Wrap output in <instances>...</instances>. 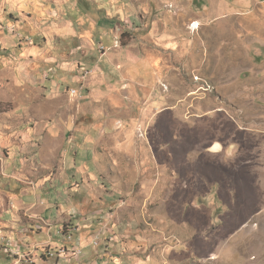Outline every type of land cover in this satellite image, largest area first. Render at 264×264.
I'll return each instance as SVG.
<instances>
[{
	"label": "rangeland",
	"instance_id": "rangeland-1",
	"mask_svg": "<svg viewBox=\"0 0 264 264\" xmlns=\"http://www.w3.org/2000/svg\"><path fill=\"white\" fill-rule=\"evenodd\" d=\"M0 250L264 264V0H0Z\"/></svg>",
	"mask_w": 264,
	"mask_h": 264
},
{
	"label": "crops",
	"instance_id": "crops-1",
	"mask_svg": "<svg viewBox=\"0 0 264 264\" xmlns=\"http://www.w3.org/2000/svg\"><path fill=\"white\" fill-rule=\"evenodd\" d=\"M0 253H3V250H0ZM9 256H7V258H8Z\"/></svg>",
	"mask_w": 264,
	"mask_h": 264
},
{
	"label": "bare ground",
	"instance_id": "bare-ground-1",
	"mask_svg": "<svg viewBox=\"0 0 264 264\" xmlns=\"http://www.w3.org/2000/svg\"><path fill=\"white\" fill-rule=\"evenodd\" d=\"M106 7V6H105Z\"/></svg>",
	"mask_w": 264,
	"mask_h": 264
}]
</instances>
